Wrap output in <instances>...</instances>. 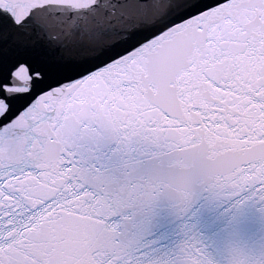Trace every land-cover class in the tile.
<instances>
[{
    "label": "snow or ice",
    "instance_id": "1",
    "mask_svg": "<svg viewBox=\"0 0 264 264\" xmlns=\"http://www.w3.org/2000/svg\"><path fill=\"white\" fill-rule=\"evenodd\" d=\"M0 264H264V0H0Z\"/></svg>",
    "mask_w": 264,
    "mask_h": 264
},
{
    "label": "water",
    "instance_id": "2",
    "mask_svg": "<svg viewBox=\"0 0 264 264\" xmlns=\"http://www.w3.org/2000/svg\"><path fill=\"white\" fill-rule=\"evenodd\" d=\"M85 166L95 165L100 171L115 173L131 164L144 162L145 153L140 145H133L129 151L121 150L115 140H105L99 144L88 145L84 151Z\"/></svg>",
    "mask_w": 264,
    "mask_h": 264
}]
</instances>
